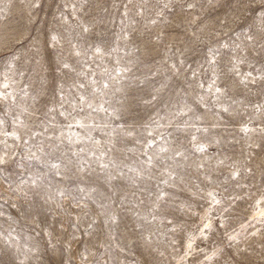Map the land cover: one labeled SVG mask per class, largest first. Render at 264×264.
Instances as JSON below:
<instances>
[{
	"label": "rangeland",
	"instance_id": "rangeland-1",
	"mask_svg": "<svg viewBox=\"0 0 264 264\" xmlns=\"http://www.w3.org/2000/svg\"><path fill=\"white\" fill-rule=\"evenodd\" d=\"M0 160V264H264V0H0Z\"/></svg>",
	"mask_w": 264,
	"mask_h": 264
},
{
	"label": "snow or ice",
	"instance_id": "snow-or-ice-1",
	"mask_svg": "<svg viewBox=\"0 0 264 264\" xmlns=\"http://www.w3.org/2000/svg\"><path fill=\"white\" fill-rule=\"evenodd\" d=\"M85 31H87V29H85ZM53 39H55V37H53ZM249 39H251V37H249ZM96 51L99 52L100 50L97 48ZM77 54H78V53H77ZM64 68H69V65H68V64H64ZM79 86H80V87H84L83 84H81V85H79ZM105 87H107L106 84H105ZM216 91L219 92L220 89H216ZM79 100H80L81 103H83V102L85 101V97L81 96V97H79ZM89 107H91L90 104H89ZM101 109H102V106H101ZM225 111H227V109H225ZM61 115H64V113H61ZM77 126H79V127H84V125H83V124H80L79 122H77ZM5 135H8V134L5 133ZM12 135H13L15 138H17V139L19 138V137H16V136H15V133H13ZM192 139L195 140V139H196L195 136H193ZM199 150H200V151H203V148L201 147ZM162 151H163V149H162ZM177 155H180V153H177ZM150 159H151V158H150ZM0 163H3V161L0 160ZM52 167H53V168H58L59 165H58V164H52ZM101 167H105V168H106L107 165H101ZM114 178H115V177H113V179H114ZM81 191L83 192L84 189H81ZM161 195H163V194H161ZM209 195L211 196L212 193H209ZM259 203H260V202L258 201L257 204H259ZM204 228H205V229L209 228V225H208V224H205V225H204ZM201 231L203 232V229H202ZM229 239H233V237H229ZM191 247H192V244H191V242H189V244H188V248L191 249ZM185 255H187V253H186Z\"/></svg>",
	"mask_w": 264,
	"mask_h": 264
}]
</instances>
